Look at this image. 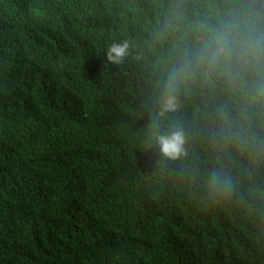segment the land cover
<instances>
[{"label": "trees", "instance_id": "1", "mask_svg": "<svg viewBox=\"0 0 264 264\" xmlns=\"http://www.w3.org/2000/svg\"><path fill=\"white\" fill-rule=\"evenodd\" d=\"M244 3L0 0V264H264V69L197 60ZM174 124L187 155L161 163Z\"/></svg>", "mask_w": 264, "mask_h": 264}, {"label": "clouds", "instance_id": "2", "mask_svg": "<svg viewBox=\"0 0 264 264\" xmlns=\"http://www.w3.org/2000/svg\"><path fill=\"white\" fill-rule=\"evenodd\" d=\"M259 3L260 8L254 7ZM264 0H245L239 12L222 17L212 28L205 26L208 35L199 49L197 60L209 71L231 69L238 65L243 70L264 69ZM129 54V43L123 41L111 44L106 50V60L120 64ZM190 65L181 64L169 73L159 95L153 101L156 109L151 129L157 127L159 118L174 113L179 108L178 92L189 75ZM264 91V81L258 85ZM159 149L161 163L176 161L187 155V135L183 127L172 125L167 132L153 133ZM226 190V189H225Z\"/></svg>", "mask_w": 264, "mask_h": 264}]
</instances>
